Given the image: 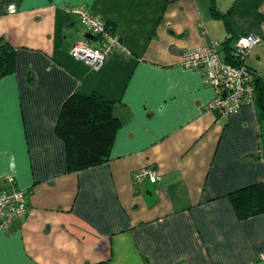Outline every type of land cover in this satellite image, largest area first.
Returning <instances> with one entry per match:
<instances>
[{"label":"crops","instance_id":"0c3cea01","mask_svg":"<svg viewBox=\"0 0 264 264\" xmlns=\"http://www.w3.org/2000/svg\"><path fill=\"white\" fill-rule=\"evenodd\" d=\"M70 5L122 40L98 69L70 52L88 33ZM245 33L260 37L244 61L264 79V0H0L14 54L0 77V191L28 201L0 228V264H264V212L240 218L229 196L264 183L255 104L207 108L213 88L180 64L211 42L233 53ZM75 91L110 100L119 125L106 161L68 172L54 125ZM145 165L157 179L134 182Z\"/></svg>","mask_w":264,"mask_h":264},{"label":"built area","instance_id":"2783aa9c","mask_svg":"<svg viewBox=\"0 0 264 264\" xmlns=\"http://www.w3.org/2000/svg\"><path fill=\"white\" fill-rule=\"evenodd\" d=\"M15 10L14 4L8 5V11ZM67 10L76 16L86 32L93 35L96 45L89 43V38L77 40L70 47L71 54L98 69L108 58L122 50V40L118 34L107 26L106 22L82 6L70 5ZM260 41L253 33L238 36L233 43V57L237 62L224 60L216 47V42L187 48L181 54L180 64L200 70L205 84L214 90L213 98L207 108L217 109L221 114H228L244 104H254L255 72L246 63L245 58L250 48ZM148 178L154 182L157 174L151 166L145 165L132 172L134 182ZM9 183L12 178H7ZM28 209L24 190L0 191V228L6 229L16 216H23Z\"/></svg>","mask_w":264,"mask_h":264},{"label":"trees","instance_id":"16d2710c","mask_svg":"<svg viewBox=\"0 0 264 264\" xmlns=\"http://www.w3.org/2000/svg\"><path fill=\"white\" fill-rule=\"evenodd\" d=\"M107 26H114L107 21ZM237 62L232 53L222 56ZM14 69L12 46L0 40V77ZM254 104L259 123L260 154L264 156V79L254 77ZM111 101L98 93L73 92L62 102L54 125L55 133L65 145L66 170L77 171L103 161L109 156L114 132L119 120L112 114ZM240 218L264 212V183L242 186L229 193Z\"/></svg>","mask_w":264,"mask_h":264},{"label":"water","instance_id":"95a60500","mask_svg":"<svg viewBox=\"0 0 264 264\" xmlns=\"http://www.w3.org/2000/svg\"><path fill=\"white\" fill-rule=\"evenodd\" d=\"M85 36L88 37V38H93V35L90 34V33H85Z\"/></svg>","mask_w":264,"mask_h":264},{"label":"rangeland","instance_id":"374dc122","mask_svg":"<svg viewBox=\"0 0 264 264\" xmlns=\"http://www.w3.org/2000/svg\"><path fill=\"white\" fill-rule=\"evenodd\" d=\"M262 39V38H261Z\"/></svg>","mask_w":264,"mask_h":264}]
</instances>
